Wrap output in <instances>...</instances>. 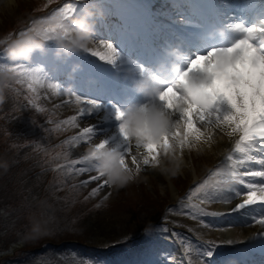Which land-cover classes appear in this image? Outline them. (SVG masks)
<instances>
[{
	"label": "rangeland",
	"instance_id": "rangeland-1",
	"mask_svg": "<svg viewBox=\"0 0 264 264\" xmlns=\"http://www.w3.org/2000/svg\"><path fill=\"white\" fill-rule=\"evenodd\" d=\"M61 1L62 3H72L74 5L73 10L75 9L80 10L83 7L88 8L87 6L90 4L91 1L94 0H89L87 4L82 3L79 5L75 0H61ZM110 1L112 0H95L94 3L102 2V4L103 3L107 4L110 3ZM30 2L31 0H15V3L12 6H8L5 3L0 2V34L1 32H6L10 27L12 28V26L15 25L14 22L18 20L22 21V19H23L22 22H26L25 24L26 26L21 30H17L16 33L12 35L14 39L19 37L21 33L27 32L29 28L33 26L39 27L40 22H46V23L50 22V26H55V23L57 22L58 19L56 17V13L58 12L57 11L58 6H55L53 8H47L43 12H36L33 18L27 19L28 16H26L25 12L28 10V7H30ZM107 28H110V26H107ZM11 30L13 31L14 29ZM54 42H55L54 40L45 41L43 44V48L40 50H34L30 54L29 60L26 62H12L7 58L6 54H0V70L9 71L8 68L13 67L15 63H22L26 68L36 69L41 79L44 78V75L49 76L47 72L52 68L51 61L58 60L59 62H61V65L64 66V64H66L67 58H71L72 57L71 55H73L72 53L71 54L64 53V55H62L63 53H59V55L56 54L57 45H54ZM8 43L6 44V47ZM111 43L114 46L116 44V42L113 41H111ZM95 44H97V42ZM6 47H2L1 51L5 52ZM51 52H54V54ZM82 53H86V52L82 51ZM13 76H15V74ZM15 78L17 77L15 76ZM21 84L22 86H27L26 83L21 82ZM60 87L62 91L59 94H56L52 90L46 91L48 88L44 87V83L43 85L36 87L38 104L39 102L42 103L44 107H46L47 109V110L46 109L42 110V113H45V116L48 115L46 119V123H47L46 125L59 123V125L55 127L53 126L49 127L52 129L50 132V135L52 136V137L50 136L51 138L63 137L65 136L66 132L68 133L72 132V134L74 135V133H79V131H82L80 130L81 128L78 126L80 119L77 120L76 127H71L63 123L64 120L69 119L73 115H77L79 111L73 112L72 110L71 112L67 111L65 113V110L63 109L68 101L74 100V97H71L67 94L68 92H71L80 97H83V95L75 92V90L72 88H63L62 85ZM46 92L47 93L49 92V94L48 95L45 94ZM89 99L98 102V107L94 108L91 114H88L90 115L89 120L90 121L94 120V122L97 125L103 124V126L100 128H102L104 132L99 133L100 129H94L93 138L91 142H86L83 140L74 141L73 137L75 135L73 137L71 136L68 139L64 137L66 140L64 143H62L61 146H59L60 149L58 151V155L59 156L62 155L66 161L65 167L61 169L62 174L65 178L69 179L68 182L70 183L71 189L73 191L69 189L67 182L66 185H64V182L61 181L60 176L49 175L42 167L40 171V176L37 178L36 183L39 184L43 183L44 185H46V187L54 186V188L52 189L47 188L48 191L51 192V195L48 193L47 198H45L43 202L44 203L47 202V204H49L51 201H55L53 202L55 208L51 206V204H50V208L52 210L64 212L63 210L59 209L61 206H63L65 212H67L66 214H68L71 218L68 221L66 219L67 233L58 236V238L60 239L64 238L66 241L73 239L78 242L83 241L93 245H106L110 243L113 244L117 242L119 239H122L123 238L122 236L124 234L126 235V237L129 236L128 234L131 233V230H133L134 227L133 224L134 221L131 220L133 218V214H138L139 217L142 219L143 224H146L150 219L153 218L152 214L155 215V211L152 207L154 206L150 204H146L144 201L145 198H143L144 196L148 195L153 197L156 195L157 197L158 194V196L161 197L160 199L162 203L166 202L168 205L169 204L171 205L173 202L176 203V200H174V196H177V192H175L174 190L173 191L170 190L171 187L167 182L168 177H166L165 179L162 178L161 180L160 176H164L165 173L161 171L160 165L157 166L149 165V166H142L141 172L139 173L137 180L128 184L126 187L116 189L111 186H104L103 188L99 189L97 195L95 196L91 195V189L97 187L98 184L101 183V180L91 181L87 185L82 184L81 181L88 180L89 176L91 175H96L97 174L96 171L93 170L90 172H86L84 174H77L75 171H70V167H69L70 162L73 159H81L83 155H86L88 147L90 145L95 144L92 142H96L99 140H106L108 141V144L110 146H114V140H112V138H113V131L115 130L114 127L115 111L110 110L112 104L114 103H110L109 105L105 104L104 101H99L98 97L96 99L93 98H89ZM59 101H61L60 102L61 105H59L57 108L54 107L53 103ZM102 117H106V119L101 120ZM177 118L178 115L176 116V119ZM81 119H82L81 121H83L82 126L84 127L87 122L86 120L88 118L86 119L82 117ZM56 133L59 134L60 136L56 135ZM39 135L44 137L47 134L39 132ZM214 137L215 135H213V138ZM6 140L7 137L3 140V142H5ZM28 151H26V153ZM189 153H191L190 157L192 163L189 164L185 155L184 159L187 161V165H185L182 168L181 173L177 177L175 178L170 177V181L177 184L179 188L183 186L184 196L180 198V202L188 203L187 206H184L183 204L182 205L176 204V206L178 205L177 207H175L174 205L173 206L171 205L169 207V210H171L169 216L172 219V223H173L172 225L166 223H158L157 226L153 227L154 229L153 228L149 229L146 236L145 237L143 236L141 240L136 241L133 244L123 245L106 253H101L98 257L94 255L95 250L92 249L89 250L86 249V247L79 246L76 244H73L72 248H68L63 251L61 250L60 252H62V256L67 255L74 262L79 264L80 263L81 264H132V262H135L142 257L148 260L146 262H141L138 264H201V259L199 258L201 257V252L205 249L203 243L206 244L215 243L219 245L217 246V248L214 249L215 251L214 255H211L209 257L213 261H214V256L216 254L222 255L223 253L221 250L222 247L220 246H222L223 240H226L227 238L231 239L230 237L227 236V238L225 237L222 240H220L221 237L218 236L219 241L216 242L212 238V236L209 235V233L212 232V230L210 229L200 230L196 226H194L193 223L192 224L188 223L189 222L188 220L191 221L194 220L192 216L193 214L195 218H197L196 216L198 215L204 214L206 210H204L203 207L204 205H206V203L210 201L207 199H201L198 200L199 201L198 203H195L194 201L196 200V196L198 197L204 193V189L199 193H196L195 189L199 187L201 184H203V182L199 181L195 185H191V183L193 182V179L197 175L200 180L201 178L207 179L206 178L207 175L204 177V173H207V171L212 165H214L213 168L215 167V164L210 163V161L212 162V160H214V157L218 156V154H215L214 152H211L208 149L201 147L189 149ZM224 157L225 156L222 155V158ZM30 158L34 159L33 161H35L38 167H40V163L44 162V159L42 157H36L35 155L32 154V151ZM75 167L76 168L88 167V165L77 164L75 165ZM18 169L20 170V172L23 171L22 167H18ZM214 169H216L217 171L226 172V168H224L223 165H219ZM261 170L264 169L261 168ZM22 180L24 181V183L34 182L29 178H22ZM232 181L235 182L236 180H232ZM224 185L226 186L225 190L229 192L228 194L234 195L232 189H236V188L230 183V181L224 183ZM38 187H41L43 189L46 188L43 186H38ZM40 192L43 193L41 189ZM78 193L81 194L82 197L81 199L79 198ZM13 194L17 197L22 196L21 194H18L15 191L13 192ZM105 196H107V199H105ZM240 199H242V197H240ZM56 202L59 205H61L59 206V208ZM212 204H216V202H213ZM103 205H107V206H103ZM78 206H81V209H83V207L85 206L86 212L84 213L85 220L77 224L76 222L77 218L73 219L72 213L76 212V208ZM187 207H189L190 209L187 210ZM201 209L203 211H201ZM8 213L10 212L8 211ZM181 213H187V214H181ZM207 213L209 212L205 213L206 218L212 216ZM42 214H43L42 211H40V217H42ZM31 216L32 215L26 216V223L29 230L28 232L29 238L35 236L36 240H39L41 238L49 236L50 224L47 225L45 224V222L43 223V221L41 222L39 219L33 221V217ZM245 216H248V214ZM245 216H241L239 220L248 219V217ZM182 217H184L182 220L178 219ZM11 220L14 219L11 218ZM34 223H38L40 226L39 234H33L31 232L32 225ZM238 223L239 222H235L236 225H239ZM69 226H72L74 228L75 230L74 235L70 233V231L73 228L69 229L68 228ZM13 227L14 224H11V228ZM1 238L2 235H0V239ZM10 238L8 241L9 245L6 246V252H7V247H13L11 249L9 248L8 252L9 251L10 252L8 253V255L10 257H15V252L12 251L15 249L16 250L19 249L21 245L14 244L17 243L15 241V237L14 239H10ZM10 240L12 241L10 242ZM44 242H46L45 239H43L42 243ZM3 245L4 243L0 245V247L5 249L4 248L5 245L4 246ZM140 245L142 246L141 249L143 250V248H145V250L138 252L136 251V249L139 248ZM2 248H0V250ZM1 251H0V263L1 261H3L4 256L7 255L6 252L1 253Z\"/></svg>",
	"mask_w": 264,
	"mask_h": 264
},
{
	"label": "clouds",
	"instance_id": "clouds-1",
	"mask_svg": "<svg viewBox=\"0 0 264 264\" xmlns=\"http://www.w3.org/2000/svg\"><path fill=\"white\" fill-rule=\"evenodd\" d=\"M12 6L15 0H0ZM103 17V12L97 8L95 13L88 8L83 10L80 17L70 16L61 22L64 32L45 34L40 31H27L8 43L5 54L12 62H26L34 50L43 48L47 40H54L60 51L71 54L82 50L90 54V48L96 43L93 41V16ZM238 32V31H237ZM223 35V32L220 33ZM251 35L243 34L228 47L215 49H230L208 65V71H203L206 61L204 55H196L187 64L186 70L181 71L178 65L173 64L170 71L176 74L174 83L166 84L165 78L147 76L134 84L138 94L147 100H158L163 110L152 105H129L115 117L118 131L127 144L144 146L156 150L159 147L158 158L154 166L160 165L161 171L169 177H177L183 167L182 148H195L200 145L204 137L212 134L213 129L205 127L197 130L193 126L191 114L197 110H210L217 102L226 106L225 120H230L234 130L243 132L251 138L253 135H264V58L256 55L249 41ZM264 43V36L260 37ZM239 52L243 59H229L233 53ZM59 54V52L57 53ZM177 58L180 53L172 50ZM199 60L197 68L201 74L196 79H189L187 74L196 71L193 64ZM249 73L240 78L237 69L245 66ZM78 67V66H77ZM75 70V69H74ZM164 71L163 67L160 69ZM166 77V73H165ZM13 79V74L7 70H0V104L5 102L4 90ZM182 86V92L175 85ZM174 114L188 116L182 128L177 127ZM243 138V137H242ZM99 145H90L86 156L89 163L101 174L106 182L116 189L126 187L137 180L139 173L128 161L121 162V149L110 146L108 141L101 140ZM0 168L7 170V163L0 162ZM149 229L146 227L145 233ZM31 232L39 234L38 223L32 225Z\"/></svg>",
	"mask_w": 264,
	"mask_h": 264
},
{
	"label": "bare ground",
	"instance_id": "bare-ground-1",
	"mask_svg": "<svg viewBox=\"0 0 264 264\" xmlns=\"http://www.w3.org/2000/svg\"><path fill=\"white\" fill-rule=\"evenodd\" d=\"M239 2H244V0H238ZM261 2L264 3V0H251L250 2L252 3V6L257 3V2ZM186 2L195 5L197 3H202L204 4L203 0H186ZM186 2L184 4H186ZM259 2V3H260ZM157 4L163 5V4H168V5H174L173 0H159L157 2H155ZM111 8H106V7H102L101 11L103 12V16L106 18V20H100V25L102 26L103 30L105 28V25L107 24V22L110 21L109 17L111 18V21H113L114 17H123L124 15L127 16L126 21V28H125V33L123 35H119L118 36V44H117V50L119 52V58L116 60V62L114 64H108L105 62L101 61L100 64V68H98V71L101 73L100 74V79H101V83L103 84V82H105L106 80H109L108 74L106 72V69L108 68L110 71V75H113V80L115 79V77H117V80L115 83H117L115 85V87L112 90L113 94V98L116 101V104H118L119 109L123 110V108L121 107H125V106H129L132 104L133 100H138V97L141 96L140 94H138L135 90L134 84L143 79L144 77H140L137 72H136V67L135 65L129 60L130 58L133 59H143L145 61H148L147 58H151L153 57L156 60L159 58V54H162L163 57L166 59L167 56V52L170 53V45L168 42L163 41L165 36L164 33H162L160 30H158L157 25H155L154 23L151 22V18H150V12H151V8L148 4H145L144 0H114L113 3L111 4ZM174 9L178 8V5H175L173 7ZM182 12L184 13V9L187 10V13H190V9H188L185 5L180 7ZM94 13L96 11L92 10ZM167 12V11H165ZM174 14H169L171 17H178L181 16L179 11L175 10L173 11ZM168 13V12H167ZM178 14V15H177ZM185 14V13H184ZM192 17L197 18V20L200 21V18L198 15H195V12H193ZM136 20V24L133 20ZM91 21H94V23L98 22V17H91L90 19ZM116 24H113L112 28L110 31L115 32L116 30ZM159 26V25H158ZM161 27V26H160ZM167 28V27H166ZM95 32H97L95 30ZM113 32H111V36H113ZM94 34V33H93ZM102 36H110L108 35V33H106V31L104 33H100L98 35V37L96 36H92L93 41H96L97 44L93 45L91 48L92 49H98V43ZM144 38V39H143ZM156 46L155 48L153 47ZM79 51V50H78ZM88 52L86 53V56H88ZM183 63V62H182ZM138 64V63H136ZM174 64V63H173ZM186 70V68L184 69ZM73 74L75 75V70H73ZM57 72V69H56ZM81 74H84V76L80 77V80L77 81L76 83H74V79L72 78V84L76 91H87V92H95V91H105V89L101 88L104 85L101 84H95L93 81H87V77L89 78V76L86 74V72L82 69H80L79 71H77ZM72 73V72H71ZM192 75L194 76H199L200 74L198 73H193ZM72 76V75H70ZM69 83V82H68ZM85 83V84H84ZM85 88V89H82ZM101 88V89H100ZM179 91L182 92V89H180ZM152 104L155 105L152 100L149 101L147 100L145 97L141 96V100L140 102H138V105H145V104ZM68 108H72L73 106H69V104L67 105ZM80 107H86V105L81 104L78 105V108ZM75 108V107H73ZM161 110H163V105L161 104L160 106ZM221 108L223 110H227L226 106L221 105ZM179 114H174L173 119H176V116ZM80 124H83L80 123ZM86 127L88 124H85ZM90 126V125H88ZM214 135L215 137L212 140L211 146L208 145H198L197 147H201V148H206L211 152H214L215 154H218L219 158L222 157L223 153H227L230 155H234L237 158H241L239 154H233L232 153V149L234 148V144H235V140L238 139V135L233 136V137H228L225 133L221 132L219 129H214ZM116 141H120L121 144H117L116 146L118 147H123L122 142L123 139L119 134L118 128L116 131ZM227 151V152H226ZM184 151L182 152V160H183V164H184ZM250 162L244 166H235V170L244 172V171H248V170H255L254 167V163ZM257 164L255 163V166ZM229 166V170H233V166H232V162ZM263 167V166H262ZM258 170V169H256ZM221 174V173H219ZM224 175H226L224 173ZM224 175H217V174H211L208 178V180L212 183H215L223 178H226V176ZM246 182H255V183H264V179L261 178H250V177H242ZM228 180V179H227ZM229 181V180H228ZM231 183V182H230ZM232 184V183H231ZM233 185V184H232ZM239 190L241 192H245L246 189H244L243 185L239 186ZM215 199H212L211 202H216V204H210L208 205V207L206 208L208 211H212L215 212L217 211L219 208H224L229 210L231 208H234L235 206H233V201L237 202L239 197L235 196L234 199H232L233 194H222V193H218L215 194ZM209 198V197H207ZM256 211H258L260 215H264V206H259V205H253L250 206L249 209H245L241 212H245L247 210H249V212H253L250 209H254ZM263 209L259 210V209ZM220 210V209H219ZM223 210V209H221ZM232 213H238V212H232ZM225 215V214H224ZM199 218H197V220L203 221L202 216H198ZM227 215L226 217L224 216V220L223 221H218V219H216L217 217L212 216V219L209 218L207 219L204 223L206 224V226L208 227V225H210L211 227H209L210 230H212V232L209 233V235L212 236V238L218 242L219 241V237H221L220 240H222L223 238H227L230 237L231 239H226L223 240V245L225 246L226 253H223L222 256L225 257L226 259L229 257L230 253L232 251H234V247L237 245H250V244H260V243H264V235H261V233H264V228H262L260 225L255 224L253 217H250L248 219V224H245V226L243 228H231V229H226L224 224L227 225V223L230 221V218L227 219ZM253 224V225H252ZM251 225V226H249ZM227 231H232L234 233L233 236L227 234ZM243 234L242 237L238 236ZM235 237V238H233ZM231 240L232 243L229 244L227 243V241ZM260 252L262 253H255V252H243L239 255L238 258H236V260L231 261L234 263L238 264H260L262 261L264 262V250L261 248L259 249ZM257 249V251H259ZM235 254V252H234ZM223 257H220L219 259H214V261L212 259H210L209 257L204 258L205 259V263L206 264H227L230 260L227 259V262H220ZM201 259V257L199 258ZM249 259L252 261V263L249 262Z\"/></svg>",
	"mask_w": 264,
	"mask_h": 264
},
{
	"label": "snow or ice",
	"instance_id": "snow-or-ice-1",
	"mask_svg": "<svg viewBox=\"0 0 264 264\" xmlns=\"http://www.w3.org/2000/svg\"><path fill=\"white\" fill-rule=\"evenodd\" d=\"M74 5L72 3H63V6L59 8V11L56 13L57 22L55 23V26H50V22H40V26L36 27L33 26L29 28L28 31H40L45 34L49 33H63L64 29L62 26L63 21H66L73 12ZM262 26H257L255 24L250 26H244L241 23H236L235 25H230V27L234 31H238L243 34H249L251 35L252 39L249 41L252 48L254 49L257 56L264 58V43L260 42V37L264 36V21H261ZM98 49H92L90 48V54L94 57H96L98 60L108 63V64H114L116 60L119 58V52L115 48V46L109 42V41H99L98 43ZM231 51L230 49H210L206 56L204 57L206 64L203 71H208V65L212 64L214 59L221 57L226 52ZM243 55L239 52L233 53L232 57H229V59H235V60H241L243 59ZM198 56V55H197ZM199 64V60L196 61L195 64H193V68L196 69V71H193L191 73H188L187 76L189 79H196L197 76L192 75L193 73L201 74V70L197 68V65ZM10 72L16 74V77L18 80H20L23 83H26L28 86V90L30 92H35L37 86H41L43 84V81L41 77L38 74V71L36 69H30L26 68L22 63H15L13 67L9 69ZM237 72L240 75V78L243 79L245 76H248L249 73L247 71L246 65L240 67L237 69ZM49 88L53 89L56 94H59L62 89L58 84L52 83L48 85ZM175 87L180 90L182 86L177 83ZM69 96L74 97L75 103L77 105L84 104L86 107H80L79 112L77 115L71 116L69 119H66L63 121L65 125L76 127L77 126V120L78 117H84L85 114H91L92 110L96 107H98V102L92 99L83 98L80 96H77L71 92L67 93ZM29 103H32V100H29ZM42 110V109H40ZM228 110H223L221 108V104L217 102V104L211 108L210 110H197L194 113L191 114V119L193 122L194 128L197 130H203L205 127L213 129V132L211 135L204 137L202 141H200V145H208L211 146L213 135H214V129H219L221 132L225 133L228 137H233L238 135V139L235 140L234 148L232 149L233 154H239L240 159H236L234 155H228L227 159L228 161L232 162L233 170H231L228 173V176L231 180H238L239 184L243 185L244 189H246L245 192H241L239 189H232L235 196H243V200L241 203H238L235 205L234 208H232L231 212H239L242 209H246L253 205H259L264 206V183H255V182H246L242 177H250V178H261L264 179V170H248L244 172H237L235 170V166H244L250 162H254L258 165L264 166V155L257 156L253 155V153H260L264 154V135H253L251 138H249L248 135H246L243 132H238L234 130V125L230 123V120H225V114ZM119 113V109L117 108L115 110V117ZM177 120V127L182 128L183 125L187 122L188 116H185L183 114H179ZM94 129L91 126L83 127L82 131L78 133L77 136L73 137L74 141H86L91 142L93 138ZM243 137V138H242ZM101 141V140H99ZM97 146L99 143H95ZM195 146L188 148L193 149ZM121 149L122 158L121 162L124 163V161H128L130 158V165L134 166L136 171L138 173L141 172L142 166H154V161L158 158L159 155V147L156 150H153L146 145L144 146H136L133 144H127L124 143V146ZM185 149L182 148V152ZM90 157L83 155L81 159H73L70 162V171H75L77 174H84L86 172H90L95 170L94 166L91 165L89 161ZM77 164H86L88 167H80L76 168L75 165ZM62 167V166H58ZM96 171V170H95ZM96 175L89 176L88 180L81 181L82 184L87 185L91 181H100L101 178H104L101 174H99L96 171ZM225 183L228 181L225 180ZM207 183V182H205ZM104 186H110L105 178L102 180V183L98 184L97 187H94L91 189V195L95 196L97 195L100 188H103ZM205 187V184H201L199 187L195 189L196 193L201 192ZM105 199H107V196H105ZM171 211V210H169ZM201 211H203L201 209ZM181 214H187V213H181ZM209 215H224L223 213H207ZM193 219H195V216H193ZM253 220L255 224L260 225L262 228H264V215H259L258 217L254 216ZM208 227H211L208 225ZM261 235H264V233H261ZM227 243L231 244L232 241L229 240ZM219 246L215 243H208L206 248L201 252V264H205L206 257H210L212 255V251Z\"/></svg>",
	"mask_w": 264,
	"mask_h": 264
},
{
	"label": "trees",
	"instance_id": "trees-1",
	"mask_svg": "<svg viewBox=\"0 0 264 264\" xmlns=\"http://www.w3.org/2000/svg\"><path fill=\"white\" fill-rule=\"evenodd\" d=\"M42 7L43 6H41V8ZM16 87V92L18 90L21 91V89L18 87V84H16ZM26 94H29V92ZM22 95V93L19 95L15 93L14 95L9 96L7 101L0 107V162L7 163L6 171L3 168H0V202L4 201L11 212V214L9 213L5 219H3V215H0V235H2V238L0 239V245L3 243L5 245H3L5 249L0 247L3 249L0 251L1 253L6 251V246L9 245L8 241L10 237H12L10 239H14L15 237V241L17 243L14 244L21 245L22 247L17 250L15 249V257H19V260L14 259L13 257H4L0 264H23L27 251L29 252L31 251L30 249L34 248L41 249V252H43V255L46 257L44 264H67L59 255V250L52 248L54 245L63 246L66 241L64 238H58V236L67 233L66 219L67 221L71 219L70 216L66 214L67 212H65L64 207L56 202V204H58V208L61 206L59 209L63 210L64 212L52 210L49 205L47 208L49 210L46 212L47 215L42 214V217H40V215L34 216L33 221L39 219L41 222L43 221V223L45 222L47 225L50 224V235L39 240H36L35 236L29 238V230L26 223V216L28 215L22 214V212H24L23 208L29 209L30 204L33 203L32 205H34V202H39L41 198L32 189L23 184L24 181L22 178H24L26 167L29 170L27 174L28 177L31 178L32 174L34 173L31 171V167L28 166V164L31 162L30 155L31 151L33 150V144L42 140L40 135L36 133L32 134V129L26 130L27 132L25 133L23 131L25 129L21 128L22 125H16L22 116L19 103L28 105L29 100L32 97H21ZM18 134L20 137L24 136L25 148L20 147V139L14 138L17 137ZM6 137H8V139L3 142ZM26 151L28 152L26 153ZM18 167H22L23 171L20 172ZM14 191L18 194H21L22 197L15 196L13 194ZM24 198L28 199L24 200ZM1 205L2 204H0V208ZM51 206L54 207L55 205L52 203ZM81 206H78L76 208V212L72 213L73 219L77 218V224L85 220L84 213L86 212V208L84 206L83 209H81ZM42 211H44V208H42ZM28 213L31 212L28 211ZM11 218L14 220H11ZM11 224H14L13 228H11ZM68 228L71 229L73 227L69 226ZM70 233L74 235V228L70 231ZM43 239H45L47 243L49 242L51 246L45 247L43 244H41ZM11 241L12 240H10V242Z\"/></svg>",
	"mask_w": 264,
	"mask_h": 264
}]
</instances>
